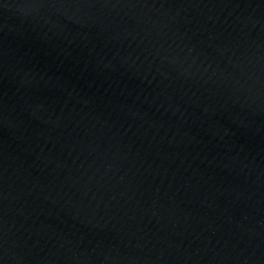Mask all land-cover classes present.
<instances>
[{
    "label": "water",
    "instance_id": "obj_1",
    "mask_svg": "<svg viewBox=\"0 0 264 264\" xmlns=\"http://www.w3.org/2000/svg\"><path fill=\"white\" fill-rule=\"evenodd\" d=\"M0 264H264V0H0Z\"/></svg>",
    "mask_w": 264,
    "mask_h": 264
}]
</instances>
